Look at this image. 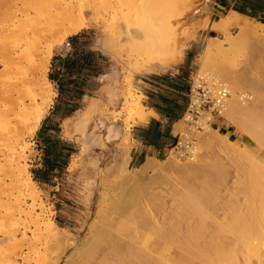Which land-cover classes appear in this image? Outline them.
<instances>
[{
    "label": "rangeland",
    "instance_id": "1",
    "mask_svg": "<svg viewBox=\"0 0 264 264\" xmlns=\"http://www.w3.org/2000/svg\"><path fill=\"white\" fill-rule=\"evenodd\" d=\"M26 2L28 1L0 0V50L5 42L9 40L6 39V41H4L6 36H8L7 38H12L17 36V34H23L25 32L24 30L27 29L25 27H28L27 21L33 22L34 19L40 18L42 14L48 11L46 6H43V9L41 7L42 4L37 5L39 7L35 6V8L31 9L29 15H20L22 16L20 21L15 20L13 22H8L11 11L15 9V7H23V4ZM234 3L235 0H153L151 11L154 14L158 13V16L161 17V21L167 26L164 25V27L168 28L167 34L165 33L167 36H165L170 48L166 45L168 50L165 51L169 52L176 42H181L183 48L182 59L180 58L179 61L174 62L173 68L170 69L169 72L184 74L189 81H192L195 74L199 71V75L209 74L217 77L221 83L224 85L227 84L226 86L228 87L230 85H228L229 83L223 73L227 70V72L232 70L233 74L235 72V74H237L238 72V75L242 76V78H246V81L244 80L245 84L242 86V89H234V91L237 92L234 94L233 91L230 98L232 99L233 95L238 96L240 90L241 93H250L249 98H251L253 96L252 90L257 85L256 81H264V39H258L259 36L256 38L250 36L248 37L249 39L245 38L247 41L244 39V41L240 44L238 43L236 47L231 45V40L238 37L240 34L241 26L235 23L237 20L240 21V19L236 17L234 13L236 10L234 9L227 16L223 15L227 13L228 10L232 9ZM10 8H12V10ZM135 8H131V11L135 14L130 11L131 17L129 16V21L123 22L120 29H113L108 25L105 26L103 19H99L87 23V25L77 33L81 35V40L84 42L85 48L100 51L105 56L106 70L95 79L96 83L92 86L89 94L80 100V108L70 116L65 117L63 114L64 110H57V99L59 94L55 83L50 80L49 75L54 57L59 54L66 56L71 50V46H66V43L72 36L77 34L70 35L66 41L53 48V56L46 73V77L49 79L53 91V103L36 132L31 133L30 126H24L23 137L21 136L22 138L15 145V149L8 147L6 139L8 137H10V140L16 139L17 135L13 134L10 129V125L16 123V120L14 119L8 124L3 116L4 111L11 105V101L7 102L0 100V264H54L53 261L59 258H61L59 264H101V262H98L101 260V255L99 253L100 251L103 253L106 250L103 251L104 249L100 248H105V245L108 243L105 242V245L99 243L98 245L99 239L95 240L97 232L107 228L111 229V233L113 232L112 235H117L120 230L119 232L125 234L124 236L127 239H129L127 236H130L127 234L132 232L130 236L131 241L134 237V228L132 227H135L138 223L137 227H139L143 234L144 232L150 234V231H146V229L148 228L147 230H149L151 226L149 228L148 225L145 224L149 220L146 219V222H144L145 227L144 224L140 222V219L143 222L142 215L146 213V218L149 213L148 217H154L156 221L159 220L161 222L163 220L165 222L164 219L168 218L170 211L173 212L176 208L175 203H177V200L174 198H177V193L179 194L183 191L181 174L192 168L195 164L194 161H197L195 158L199 152H203H201L203 155L201 157L202 159L199 158V160L201 159L203 161L200 162L211 164L214 161L220 164L223 163L221 165L226 166L225 168L222 167L224 169L223 171L227 170L226 172L229 174V176H225V178L228 179V186L233 185L231 184L232 182L235 183L234 185L236 186L238 181L242 179V176L240 177L237 171H240L242 166L245 167V169L243 168L244 170H248V167L251 165L248 159L251 160L252 157L257 159L256 156L261 151L260 145L252 140L250 142L246 134L241 132L236 126L222 116L219 118V121L222 123L220 129H217L218 126L209 128L220 136V138H217V141L214 140V142H216H213V146H210L211 151H207L205 148L201 150V138L207 135L208 129L205 128L202 131L195 130V132L190 133V136L196 140L197 151L194 157L181 158L173 151L157 158L150 157L155 159L154 162L158 169L154 171L149 170L136 175L138 167L130 166L129 163V153L132 147L131 133L136 125L143 122H140L137 114L132 111L129 112V110L124 107L123 102L125 95L129 92L134 98H138L141 101L144 111L149 117L151 112L147 111L145 103L146 97L142 92L143 87L138 85H143V83L137 82V78L140 75H147L150 72H140L135 65V59L149 60L151 58L150 61H152V58L153 60L156 58L151 57L153 55L149 53L146 45L143 46L145 41H143L142 44L140 42L144 37L138 33V30L140 31L137 26L139 23L137 20L138 18L135 17L138 11L137 8L136 10ZM5 19L7 21H5ZM250 19L254 21V23L264 20V18L256 19L252 17H250ZM132 34H134V37L136 34V37L140 38V41L137 40L138 38L131 39L133 37ZM145 39L147 40L148 38ZM135 41L140 42V45L148 50V53L147 50L140 48L138 45L139 43L137 44ZM210 51L212 54H210V58L214 60H212L213 65L208 66L207 70L204 66V58ZM169 53L170 54H167L169 60H172V52ZM164 54L166 53H163V56L168 59V56ZM160 56H157V59L163 57ZM1 59L2 54L0 52V60ZM2 70H4V66L0 63V71L2 72ZM148 77L151 78V76ZM21 80V75L16 73V69L13 74L7 72L0 78V90H5L10 84L16 85V83H19L18 81L21 82ZM251 80L253 83H250ZM15 96H17V94ZM230 98L228 101H230ZM16 115H19V113ZM239 117L242 118L241 115ZM84 118L87 125L85 123L81 124L84 122ZM181 120L176 123L175 132L185 134L187 133L188 126L183 118H181ZM101 122L109 125L113 123L121 124L122 134L118 138V142L121 145L115 144L118 150L112 142V138L115 137L114 133H110V136L108 135L109 133H105L104 128L100 124ZM55 124L58 126L55 130H52L51 128H53ZM82 125L85 130L80 131V129H83ZM225 125L227 127H225ZM43 126H46L48 130L51 129L49 132L54 137L72 142L75 146V153L71 156L67 168L59 176L53 177L50 183L36 180L33 173L34 170L41 167L39 163L43 154V144L39 136V130ZM85 131L86 137L84 139L81 134ZM221 137H223V139ZM83 144H85V146ZM232 145L234 150L231 148ZM234 145H237L235 146L236 148ZM82 146L83 148L85 147V150ZM227 146H229V151L232 150L233 153L235 151L237 155L234 154L240 156L237 157V159H239L237 161L238 163L241 162V164H243L242 166L240 163L239 165L235 164V155L232 157L235 163L231 161L230 157L233 154L232 151L231 153L227 151ZM221 148H223L222 150L227 148L226 154L227 156L229 155L228 157H225V150L221 152ZM205 151L207 153H204ZM217 152L220 155L222 154V156L218 155ZM243 153L244 155L247 153L246 156H243ZM249 157H251V159ZM236 165L241 167L239 168ZM13 167L23 170L22 174L19 176L20 183L27 181L28 174H31L33 178L34 189H36L35 192L36 195H38L36 208L32 210L30 207L33 202L32 199H23L22 209L24 212L29 211L33 216L40 214V223L43 226L42 229H36V224L26 213H16L14 215L15 217H9L11 214L10 203L14 200L8 195L14 182V179L10 176L9 170ZM181 170H183V172H181ZM227 173L226 175H228ZM234 176L237 178L239 176V179L234 178ZM227 179H225V181ZM234 185L232 188L229 186L230 189L226 191H232ZM228 186L226 185L227 188ZM18 193L19 192L15 190V195ZM224 195L226 196V194H223V197H225ZM179 196L180 195H178V198ZM229 196L231 198L230 194ZM231 200H234V198ZM241 201L240 203L242 204L244 200ZM172 204L173 206L175 204V206H171ZM134 212L137 213V215ZM141 213L142 215H140ZM151 213L152 216L150 215ZM136 216L139 217V221L135 219L137 218ZM133 219L136 224H134ZM128 220H131V223ZM166 221H168V219ZM50 222L54 223L56 228L55 231H59V234L61 233L75 239L78 244L89 231L86 235L87 238L85 241L83 240L78 251L76 249L74 252L75 248H58V245H54L57 243L55 241L51 242V239L47 236L48 234H46L47 230L45 228H47L46 225ZM124 222L125 224H123ZM107 225H109L110 228H108L109 226ZM126 228L129 231L131 229V231H126ZM8 234H12L13 238L9 237ZM136 239L135 237V241ZM138 240L142 239H137V242ZM70 243L73 244V241L71 240ZM161 250L164 251L165 248H161ZM95 258L97 260H95ZM191 260L196 264H204L202 261L195 258ZM260 261L263 263H259L256 257H252L251 264H264V249L262 250Z\"/></svg>",
    "mask_w": 264,
    "mask_h": 264
},
{
    "label": "bare ground",
    "instance_id": "2",
    "mask_svg": "<svg viewBox=\"0 0 264 264\" xmlns=\"http://www.w3.org/2000/svg\"><path fill=\"white\" fill-rule=\"evenodd\" d=\"M27 1L28 2L23 4V7L21 8L15 7V9L13 10L12 8H10L12 11L10 13V19L8 22H13L15 20L20 21L22 16L29 15V11L35 8V6L37 5L42 4V8L43 6H46L48 8V11H46L47 13L42 14L40 18L34 19L33 22L29 21V23L27 21L28 27H25L27 29L24 30L25 32L23 34H17V36H14L12 38H7L8 36H6L4 41H6V39L9 40L5 42L4 46L0 50L2 54L0 63L4 66V70H2V72L0 71V78H2L7 72L13 74L16 69V73L20 74L22 79L21 82L18 81L19 83H16V85L10 84V86L8 85V88H5V90H0V100L7 102L11 101V105H9L8 109L4 111V119L6 120V122H8V124H10L14 119L16 120V123L10 125L11 132L17 135L16 139L10 140V137H6V143L11 149H13L19 142V140L23 137L22 135L25 128L24 126H30L31 133L36 132L39 129L43 118L45 117L48 109L53 103L52 87L49 79L46 77V73L49 69L51 58L53 56V48L66 41V39L70 35L80 32L87 25V23L103 19L105 26L108 25L113 29H120L123 22L129 21L131 8L136 7L138 12L136 13L137 16L135 17L138 18L137 20L139 24L137 26L138 29H140V31L138 30V33H140L144 38L141 37L142 40L140 41V38L136 37V31L135 37L134 34H132L133 37L130 38H138L137 40L140 41L141 44L143 41H145V44L143 43V46L146 45L148 47L149 53L153 55L151 57L157 59V56H163V53H166L164 55L168 56L167 54H170L169 52H172L171 56L173 57L172 60H169V56L168 59H166V57L164 56L161 59L157 60H153L152 58V61H150V56L149 60L135 59V65L137 69L140 72L148 73L156 71L167 72L173 68V63L179 61L183 55L181 42H174L175 44L173 43L174 45L171 47L170 51H165L168 50L166 48V45L168 46L166 41L168 28H166L167 26L161 21V17L158 16V13L154 14L151 11L153 0ZM235 15L238 19H240V16L238 14ZM243 19L245 21L242 24H239L238 20L235 22L236 25L241 26V31L238 37L231 40L232 46L236 47L238 43H242L245 38L247 39L250 36H254L255 38L259 36L258 39H264V23H262L261 21H256V23H254V21H251L249 17H243ZM5 21L7 20L5 19ZM164 25L166 27H164ZM142 33L145 35H143ZM145 38L148 39L146 40ZM135 42L137 44L139 43L138 45L140 46V48H142L143 50H147L146 48L144 49L142 45H140V42ZM168 47L170 48V46ZM210 54L211 51L210 53L208 52L207 56L204 58L205 69H207L208 66L213 65L212 60L214 59L210 58ZM226 72L223 74L229 83L228 85H230L228 87H231L229 88L230 92L232 93L236 88L242 89V86L245 84L244 80L246 81V78H242V76L238 75V72L237 74H235L236 72L233 74L232 70L230 72ZM256 82L257 85L252 90L253 96L251 98H249L247 101H240L237 95H233L232 99L230 98L227 106L222 111V115L234 126H236L241 132L246 134L249 137L250 142L252 140L261 147L260 153L256 156L257 159H255V157H252V159H254L252 160L251 157H249L251 160L248 159V161H250L251 165L249 166L250 168L248 167V170H244L245 167L242 166L243 164H241V162L239 163L241 164L242 168H240L241 166L236 165L241 170H243L241 171L239 169L240 171H237L240 177L242 176V179L239 180L241 182L238 181L236 186L234 185L235 183L230 182L234 185V188L230 192L226 191L233 186L229 185V187L227 183L228 179L225 178V176H229V174L226 172L227 170L223 171V167L225 168L226 166L221 165L223 163L220 164L219 162L214 161L211 164L200 162L203 161L201 160L203 152H199V154L195 158L197 159V161H194L195 164L192 166V168L184 171V173L181 174V184L183 191L182 193H177V198L178 195H180L178 199L174 198L177 200V203H175L176 208L175 210L172 209L173 212L170 211V213L168 214V221H166L167 219H164L165 222L163 220L161 222L158 220V222L154 219V217H148L149 213L147 214L146 218V213H144L143 215L141 213L140 215H142L143 218V222L140 219L141 224H144V222H146V219H148V222H150L145 223L149 228L151 226L149 230H147L148 228L146 229V231H150V234L148 232L145 233L144 231L143 234L140 231L139 227H137V223L135 227H132L134 228V240L132 239L131 241L130 236L132 235V232H130V228V231L126 228V231L128 230L131 233L127 234L130 235L127 236L129 237V239L124 236L125 234H121L119 232V229L117 235H112L113 232L111 233V229L106 228L105 230H99V233L97 232L95 239H99L98 245L99 243L105 245V242L109 244H106L105 248H100L104 249L103 251H106L103 253H101L100 251L99 254L101 255V260L98 259L99 263L173 264L155 254L153 249L149 246L152 241L156 243L158 241H162L164 244L172 246V248L177 250V252H179V254L183 257L187 259L195 258L202 261L204 264H251L252 257H256L259 263L262 262L260 260L262 256V250L264 249V81ZM250 83H253L252 80ZM235 92L237 91H234V94ZM16 94L17 96H15ZM123 104L124 107L129 110V112L132 111L133 113L137 114L140 122H147L148 115L145 113L143 105L138 98H134L128 92L125 95ZM17 112L19 113V115H16L18 114ZM240 115L242 116V118L239 117ZM83 123L86 124L85 118L84 122H82L81 124ZM100 124L104 128L105 133H109V136L110 133H114L115 137L112 138L113 144L121 145L118 142V138L122 134L121 124L113 123L109 125L104 122H101ZM83 127L84 126L82 125V128ZM209 128L212 127L208 126V131L206 133L207 135L201 138V150L205 148L207 151H211L210 146L213 144L214 140L217 141V138H220V136L217 135L215 131H212ZM81 130H85V128L80 129V131ZM85 133L86 131L82 132L81 134L84 139L86 137ZM221 138L223 139V137ZM83 145L85 146V144ZM235 146L237 145H234V147ZM227 148V151H229V146H227ZM231 148H233V145ZM222 149L223 148H221V152L225 150V157H228L229 155L227 156L226 149ZM231 151L229 152L231 153ZM204 153L207 152L205 151ZM234 153L237 155L235 151ZM234 153L232 151L233 155L231 154L232 156L230 158L231 161H234L235 163V160H232V157L235 155ZM246 154L247 153H245L244 155L243 153V156H246ZM236 155L234 158L236 159L235 164L239 165L237 161L239 160L237 159L239 155ZM220 156H222V154ZM199 158L201 159L199 160ZM154 160L155 159L153 158H149L148 160H146L140 167L137 168L136 175L142 174L149 170H157L158 167L156 166ZM22 172L23 170L17 169V167L10 168L9 170L10 176L14 179L11 191L8 193L10 198L14 199L10 203L11 214L9 215V217H13L16 213H26L36 224V229H42L43 226L40 223V214L33 216L31 213H29V211L24 212V210L22 209V202H24L23 199H32L33 202L30 207L32 210H34L36 208V201L38 198V195H36L35 192L36 189H34V182L31 174H28L26 182L24 181V183H20L19 176L22 174ZM181 172H183V170H181ZM226 173L228 175H226ZM234 178L237 177L234 176ZM225 179L227 180L225 181ZM237 179H239V176ZM226 185L228 186V188L226 187ZM15 190L19 192L17 195H15ZM222 191H225L226 193H223ZM223 194H226V196L224 195L226 199L225 197H223ZM227 194L228 196L230 194L231 198L230 196L228 197ZM233 198L234 200H231ZM240 201L242 202V204L240 203ZM171 206H173V204ZM141 208L140 210H142ZM135 214L137 215V213ZM150 215L152 216V213ZM138 216H136L137 218H135L137 219V221H139ZM128 221L130 222L131 220ZM123 224H125V222ZM134 224L136 223L134 222ZM46 227V234H48L47 236L51 239V242L55 241L57 243L54 245H58V248L62 249L75 248L74 252L76 251V249L78 251V248L81 247L83 240H86V235L89 232L88 231L86 233V235L78 244L75 239H72L69 236L61 233L59 234V231H55L56 228L53 222H50L48 225H46ZM108 228H110V226ZM8 235L9 237L13 238L12 234ZM135 237L142 240H138L137 242V239L135 241ZM71 240L73 241V244L70 243ZM60 259L61 258L55 259V261H53L54 264H59ZM95 260L97 259L95 258Z\"/></svg>",
    "mask_w": 264,
    "mask_h": 264
},
{
    "label": "trees",
    "instance_id": "3",
    "mask_svg": "<svg viewBox=\"0 0 264 264\" xmlns=\"http://www.w3.org/2000/svg\"><path fill=\"white\" fill-rule=\"evenodd\" d=\"M232 9L252 18H264V0H235ZM66 46H71L70 52L66 56L59 54L54 57L49 78L55 83L59 94L57 110H64V116L68 117L80 108V100L89 94L96 83L95 79L105 72L106 58L100 51L85 48L79 34L72 36ZM186 77L181 74L176 81H179L180 87L189 90ZM172 100L167 95H162L159 99L166 110L170 108ZM57 126L55 124L51 129L55 130ZM51 129L43 126L39 130L43 154L41 167L33 171L34 178L45 183H50L53 177L59 176L75 153L74 144L54 137L49 132Z\"/></svg>",
    "mask_w": 264,
    "mask_h": 264
},
{
    "label": "crops",
    "instance_id": "4",
    "mask_svg": "<svg viewBox=\"0 0 264 264\" xmlns=\"http://www.w3.org/2000/svg\"><path fill=\"white\" fill-rule=\"evenodd\" d=\"M232 10H228L223 16H227ZM234 13L240 16L239 24L244 23L243 17H249L237 11H234ZM180 75L179 73L167 71L150 72L147 75L138 76L137 82L143 83V85H138L143 87L142 92L146 97L147 111L151 112V114L147 122L140 123L132 129V147L129 153L130 166L139 167L150 157L157 158L166 155L176 142L177 133L175 132V126L183 118L187 106L188 92V90L180 87L179 81H176V78ZM148 76H151V78ZM185 81L186 84L190 85L187 77ZM162 95H167L173 99L170 103V108L167 110L160 104L159 99ZM217 122L219 124L218 128H220L222 123L219 120ZM225 127L227 126L225 125ZM149 246L155 254L170 263L196 264L193 260L183 257L172 246L164 244L162 241L157 243L152 241ZM161 248H165V250L162 251Z\"/></svg>",
    "mask_w": 264,
    "mask_h": 264
},
{
    "label": "built area",
    "instance_id": "5",
    "mask_svg": "<svg viewBox=\"0 0 264 264\" xmlns=\"http://www.w3.org/2000/svg\"><path fill=\"white\" fill-rule=\"evenodd\" d=\"M199 72V71H198ZM198 72L190 81L187 92V106L183 119L187 123V133H177V140L169 152H174L181 158H192L196 154V140L190 136L195 130L202 131L208 126L217 127L222 109L227 104L231 92L229 88L221 83L217 77L212 75H199ZM250 93H238L241 101H247ZM217 129H220L217 127Z\"/></svg>",
    "mask_w": 264,
    "mask_h": 264
},
{
    "label": "water",
    "instance_id": "6",
    "mask_svg": "<svg viewBox=\"0 0 264 264\" xmlns=\"http://www.w3.org/2000/svg\"><path fill=\"white\" fill-rule=\"evenodd\" d=\"M208 1H210V0H208Z\"/></svg>",
    "mask_w": 264,
    "mask_h": 264
}]
</instances>
